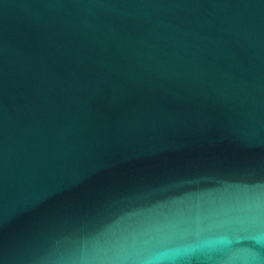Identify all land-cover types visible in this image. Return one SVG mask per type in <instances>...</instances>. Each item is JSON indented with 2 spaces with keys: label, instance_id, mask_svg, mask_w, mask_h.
Returning a JSON list of instances; mask_svg holds the SVG:
<instances>
[{
  "label": "water",
  "instance_id": "95a60500",
  "mask_svg": "<svg viewBox=\"0 0 264 264\" xmlns=\"http://www.w3.org/2000/svg\"><path fill=\"white\" fill-rule=\"evenodd\" d=\"M0 264H264V0H171L0 208Z\"/></svg>",
  "mask_w": 264,
  "mask_h": 264
}]
</instances>
